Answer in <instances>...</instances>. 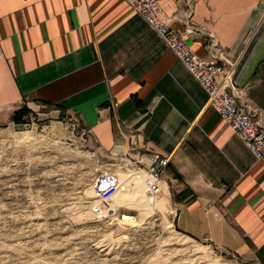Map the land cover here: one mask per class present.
I'll list each match as a JSON object with an SVG mask.
<instances>
[{
  "label": "crops",
  "instance_id": "crops-1",
  "mask_svg": "<svg viewBox=\"0 0 264 264\" xmlns=\"http://www.w3.org/2000/svg\"><path fill=\"white\" fill-rule=\"evenodd\" d=\"M157 1L264 118V0ZM21 108L76 116L111 160L134 135L137 152L170 159L162 182L176 230L264 264V160L123 0H0V123Z\"/></svg>",
  "mask_w": 264,
  "mask_h": 264
},
{
  "label": "rangeland",
  "instance_id": "rangeland-1",
  "mask_svg": "<svg viewBox=\"0 0 264 264\" xmlns=\"http://www.w3.org/2000/svg\"><path fill=\"white\" fill-rule=\"evenodd\" d=\"M116 164L55 108L0 123V264H262L176 230L163 182L149 205L142 180L121 176L113 214H93L92 184Z\"/></svg>",
  "mask_w": 264,
  "mask_h": 264
},
{
  "label": "built area",
  "instance_id": "built-area-1",
  "mask_svg": "<svg viewBox=\"0 0 264 264\" xmlns=\"http://www.w3.org/2000/svg\"><path fill=\"white\" fill-rule=\"evenodd\" d=\"M123 1L153 30L199 84L207 95L208 107L228 125L256 160H264V118L239 103L241 92L232 82L230 73L214 60L206 62L197 57L184 42L183 35L171 30L163 19L157 0ZM219 56L214 59H220ZM126 138L129 139V149L118 158L113 172L99 173L92 184L94 198L100 203L92 207L96 216L111 213L103 207L122 188L121 176L130 180L142 178L144 195L149 204H153L159 195V183L169 167L170 159L137 152L139 146L135 136L127 135Z\"/></svg>",
  "mask_w": 264,
  "mask_h": 264
},
{
  "label": "trees",
  "instance_id": "trees-1",
  "mask_svg": "<svg viewBox=\"0 0 264 264\" xmlns=\"http://www.w3.org/2000/svg\"><path fill=\"white\" fill-rule=\"evenodd\" d=\"M29 113V110L26 109V108H21L19 109L18 111H16L13 115H12V122L15 123V124H21L22 121H23V117L25 115H27ZM176 200H180L181 198L176 197L174 198Z\"/></svg>",
  "mask_w": 264,
  "mask_h": 264
},
{
  "label": "bare ground",
  "instance_id": "bare-ground-1",
  "mask_svg": "<svg viewBox=\"0 0 264 264\" xmlns=\"http://www.w3.org/2000/svg\"><path fill=\"white\" fill-rule=\"evenodd\" d=\"M142 179V178H141ZM138 183V182H137ZM139 185V184H138ZM149 205H153V204H149ZM127 221H130V220H127Z\"/></svg>",
  "mask_w": 264,
  "mask_h": 264
}]
</instances>
